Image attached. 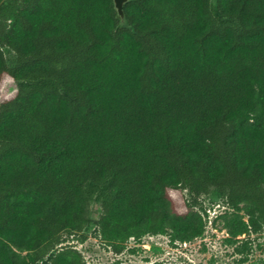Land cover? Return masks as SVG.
Listing matches in <instances>:
<instances>
[{
  "label": "trees",
  "instance_id": "16d2710c",
  "mask_svg": "<svg viewBox=\"0 0 264 264\" xmlns=\"http://www.w3.org/2000/svg\"><path fill=\"white\" fill-rule=\"evenodd\" d=\"M211 190L264 229V0H0V264H86L94 195L114 253L190 241Z\"/></svg>",
  "mask_w": 264,
  "mask_h": 264
},
{
  "label": "rangeland",
  "instance_id": "374dc122",
  "mask_svg": "<svg viewBox=\"0 0 264 264\" xmlns=\"http://www.w3.org/2000/svg\"><path fill=\"white\" fill-rule=\"evenodd\" d=\"M3 51L8 63L14 53L7 47ZM17 87L13 80L3 84L5 96ZM205 208L202 213L206 222L201 235L190 241H170L165 234H146L130 238L120 253L97 237V220L101 212L100 200L94 195L88 202L89 225L81 234L71 235L61 246H74L84 256L86 264H147L162 261L167 264H264V229L234 236L231 224L235 219H247L242 204L226 205L223 194L211 190L200 198ZM47 260L37 264H45Z\"/></svg>",
  "mask_w": 264,
  "mask_h": 264
},
{
  "label": "water",
  "instance_id": "95a60500",
  "mask_svg": "<svg viewBox=\"0 0 264 264\" xmlns=\"http://www.w3.org/2000/svg\"><path fill=\"white\" fill-rule=\"evenodd\" d=\"M123 2H124V0H114L115 6H116L119 13H121Z\"/></svg>",
  "mask_w": 264,
  "mask_h": 264
}]
</instances>
